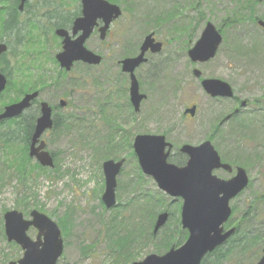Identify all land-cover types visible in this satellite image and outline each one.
Instances as JSON below:
<instances>
[{
    "label": "rangeland",
    "instance_id": "1",
    "mask_svg": "<svg viewBox=\"0 0 264 264\" xmlns=\"http://www.w3.org/2000/svg\"><path fill=\"white\" fill-rule=\"evenodd\" d=\"M28 1V7L20 12L24 22L32 12L41 17L62 10L72 12L78 0ZM114 4L123 14L110 26L106 40L101 43L94 32L85 42L89 50L103 57L101 66L76 64L70 73L60 77L57 85L53 81L59 67L53 59L59 48L54 42L44 44L43 34L31 28V20L26 23L21 44H16L11 34L4 38L10 45L0 69L7 65L9 79L18 86L26 81L37 83L35 90L41 91L37 102L50 104L54 100L51 104L56 105L57 96L63 95L68 106L58 111L57 116L76 115L82 123L80 132L76 128L57 127L42 135L57 165L42 174L33 169L35 160L31 159L28 167L32 173L27 174L23 185L16 170L7 166V160L12 158L11 150L0 146V264L16 261L23 254L16 244L7 242L3 231V215L12 210L21 212L25 219L31 210H37L57 225L66 220V232L62 235L64 250L57 264H132L182 245L186 235L180 232L174 239V244L179 241L178 246L159 250L165 237L174 234V229H181L177 208L182 201L166 196L154 181L140 174L136 157L129 148L134 137L140 134H163L176 150L181 145L196 147L209 140L223 162H236V166L244 168L249 185L230 202L233 214L228 226L231 229L240 224L232 240L238 243L245 234L251 233L264 236V201L257 199L264 195V33L251 19L253 16L264 19V0L260 3L255 0H118ZM246 4L252 5L251 13L242 10ZM234 17L242 21L229 26ZM157 18L162 21L158 25ZM207 22L220 30L223 42L214 59L193 64L187 49L199 39ZM40 23L45 24L43 20ZM150 32L163 47L157 54H147V62L135 71L140 92L147 97L139 113L134 114L128 103V79L117 63L127 49H137ZM52 38L48 33V39ZM39 50L42 53L36 55ZM195 67L202 72L203 79L222 80L232 87L235 98L249 102L237 120L221 122L237 107L236 100L212 99L205 94L199 80L192 76ZM40 80L45 85L39 84ZM13 83L0 95V109L18 97L19 89H14ZM256 99H260L259 106L255 104ZM190 105L196 106L192 119L183 116ZM243 123L251 131L241 132L237 128ZM252 123L254 126L250 127ZM117 128L120 129L114 145L119 144L118 156L125 161L116 178V205L106 209L101 201L102 163L107 160L104 158L107 141L110 142ZM5 130L7 127L0 125V132ZM214 175L227 177L220 171ZM158 192L163 197L162 205L149 212H155L150 221L147 212L138 213L137 205ZM22 200L25 202L19 204ZM161 212L170 214L165 226L151 240L142 236L130 247L133 260L122 257L113 242L116 236L136 225L147 234V227L153 225ZM245 213L255 220L243 219ZM28 236L34 240L36 231L30 229ZM240 256L232 255L225 263H217L211 257L204 264H246Z\"/></svg>",
    "mask_w": 264,
    "mask_h": 264
},
{
    "label": "water",
    "instance_id": "2",
    "mask_svg": "<svg viewBox=\"0 0 264 264\" xmlns=\"http://www.w3.org/2000/svg\"><path fill=\"white\" fill-rule=\"evenodd\" d=\"M24 2L25 0H20V10ZM80 4L81 16L74 21L72 28L73 36L78 31L80 35L71 40L67 31L63 29L56 31V35L63 40L62 50L55 59L60 68L66 71H70L74 62L81 61L93 66L100 64L101 57L87 50L84 43L98 25V21L103 24L99 28V34L100 39L104 40L110 24L121 15L119 7L105 0H81ZM258 24L264 29L263 22L260 21ZM221 43L222 37L219 32L211 23H207L194 47L188 51V57L193 63H206L215 57ZM161 47V43L155 42L153 35L149 34L144 38L136 57L121 61L122 72L129 74V98L135 112L139 111L140 103L145 96L139 93L134 71L146 62L144 56L149 50L151 53H159ZM6 50V45L0 44V55ZM193 76L199 79L202 74L194 69ZM5 86L6 78L0 73V93ZM201 87L212 98L233 97L230 85L221 80L205 79L201 82ZM37 96L38 92L27 94L20 102L5 107L0 114V121L21 115ZM245 105L246 101H243L240 107ZM60 106H65V102L60 101ZM194 112L195 106L185 111L190 116H193ZM52 126L51 108L46 103H41L40 116L36 120L31 137L29 156L36 158L42 167H53L52 157L44 150L45 143L39 141L42 134ZM170 149L171 145L162 135H138L133 141L134 154L142 173L151 177L164 194L174 199H182L181 227L188 232V239L178 249L171 248L160 256L149 255L142 261L132 264H200L207 254L222 246L235 232L234 228L224 232L223 225L231 215L229 202L248 185L245 170L236 168L235 175L229 180L213 175L214 170L224 169L231 172L232 169L228 164L221 162L210 141H205L196 147L182 146L180 152L188 157L184 167H177L167 162ZM123 163L124 160L118 162L108 160L102 165L105 190L101 199L106 209L115 205L116 177ZM30 217L31 220H24L22 214L15 210L6 212L3 216L7 241L15 242L23 250L21 259L7 264H56L63 252L60 230L52 220L35 210L30 212ZM167 219V213L157 216L153 228L154 234L165 225ZM30 227L38 231L34 241L27 236ZM257 264H264V249Z\"/></svg>",
    "mask_w": 264,
    "mask_h": 264
},
{
    "label": "trees",
    "instance_id": "3",
    "mask_svg": "<svg viewBox=\"0 0 264 264\" xmlns=\"http://www.w3.org/2000/svg\"><path fill=\"white\" fill-rule=\"evenodd\" d=\"M111 1L115 3L118 2V0H111ZM15 8L16 7H12L8 13L4 14V16L5 15L11 16V15L17 14V11ZM245 9H247V11L251 13L252 5L250 4L243 5L242 10H245ZM32 14H34V12ZM58 14H63V13L61 12ZM69 14L72 15L73 13H69ZM0 19L3 20V14L1 11H0ZM4 20H5V17H4ZM241 21H242V18L234 17L230 19L228 24L229 26H232V25H235V23H239ZM155 22L158 25L162 21L159 19L158 22L157 21ZM63 25H64V22L60 24V26H63ZM5 29H6L5 31L6 36L10 35L9 33L14 32V31L20 32L19 28L16 29V27H14V25L9 22L7 23ZM15 35H19V34L15 33L14 36ZM133 52H134L133 50L127 49L125 51L126 53L125 56H131L134 54ZM2 72L4 74L8 73L7 65L5 66V69H3ZM41 83L43 85L44 81H42ZM53 83L57 84L55 83V81ZM37 86H38L37 83H27L26 81L25 83H21L19 92L20 94H24L28 92L27 88L31 90H35L36 88H38ZM255 104L259 106L260 99H256ZM241 112L242 111L234 115L229 121L232 122L234 120H237L241 116ZM36 116L37 115L33 110H29L25 112L19 118L8 121L7 130L0 132V146L4 150H11L9 153L11 154L10 156H12V158L7 160V163H8L7 166L12 167L16 170V172L18 173V177L20 179L19 182L21 185L26 183L27 174H29L30 172L32 173V170L29 169L28 167L29 158L27 155V150H28L29 139L33 132ZM81 123H82V120L80 119L79 116H76V115H69L68 117L64 118L63 121L61 122L57 118L54 121L55 127H59L58 125H60L67 130H72L76 128L78 132H80ZM253 126H254V123L250 125V127H253ZM237 128L240 129L241 132L251 131V129H248L249 126L248 128H246L245 123H243V125L238 124ZM117 129L114 130V135L111 137L110 142L107 141L108 145L106 144L104 158L118 159L119 157H121V156H118L120 153L119 144L114 145V141H116V139L114 140L115 135L119 134V130L117 131ZM211 139H213V137ZM233 165H237V163L233 162ZM257 199L264 201V195L258 196ZM162 200H163V197L160 193H156V195L154 196H147V201L137 205V211L138 213H142V214H145V212H147L148 215H150V221H152L155 216L153 215V213L155 212H153L152 214L151 213L149 214V212H152L154 207L161 206ZM23 202H25V200H22V202H20L19 204H23ZM154 210H158V209H154ZM248 211H250V209ZM243 219L249 222L252 219V217L245 213ZM252 220H255V219H252ZM65 222L66 220L63 219L61 223L59 224L63 234L66 232ZM237 226L239 228L240 224H238ZM107 230L108 229H106V231ZM113 230H115V227H113ZM145 232L146 231L142 227L136 225L132 230L131 229L127 230L125 234L117 233L118 235L116 236L113 242H114V245H116V247L120 249L119 251L121 252L120 255L129 261L133 260L131 254L129 253L130 247L142 236H145V237L147 236V240L148 239L151 240L154 237V235L152 234V226L147 227V234ZM180 232L186 235V233L181 231V229L179 231L174 229V234H170L163 239L162 244H160L159 246V250H168L170 247L174 245L178 246L179 241L176 240V243L174 244V239H176V236H178ZM247 237L249 239H246ZM263 244H264V236L259 235L257 233L256 234L251 233L250 236L248 234H245L242 240H240L238 243H235L234 240L231 239L224 247L216 250L212 255L207 256L204 259V262L202 264H204L211 257L215 259L217 263H225L227 259L230 258L232 255H241L240 257L244 258L246 264H254L255 260L257 259L260 253L261 245Z\"/></svg>",
    "mask_w": 264,
    "mask_h": 264
},
{
    "label": "flooded vegetation",
    "instance_id": "4",
    "mask_svg": "<svg viewBox=\"0 0 264 264\" xmlns=\"http://www.w3.org/2000/svg\"><path fill=\"white\" fill-rule=\"evenodd\" d=\"M0 2L5 3L4 5H0V10H2V12H3V20L0 19V33H1V35H0V44L4 43L7 46V48H9V45L10 44H8V43L10 41L7 40V42H5L4 38H7L8 37V36L6 37V35H5V31H6L5 28H6V25H7L8 22L11 23V24H13L14 27H16V29H18V28L20 29L23 26L24 27V30H25L26 23L31 20L30 22L33 23V25H32L31 28H36L38 30V32H41L43 34V43L44 44H48V42H52V43L54 42L53 45L58 46L59 51L61 50V43H62V40L63 39L60 38V37H58L56 35V31L58 29H63L65 31H67L68 32V35L71 38V40L77 38L80 35V31H78V33L76 35H74V36L72 35L73 23H74V21L77 18L80 19V0L77 1V4H74L73 5L72 12H64L62 10L61 12L63 14H58L59 12H56L55 14H50V15H46V16H42V17L41 16H38L37 14H32L29 17V19L27 20V22H24V20H21L20 19L21 18V15L19 13L14 14V15H11V16H6V15L4 16V14L5 13H8L11 10L12 7H16L15 9H16L17 12L24 11L25 10V7H28V5H29V1L28 0H25L24 6H23V9L22 10L19 9L20 0H0ZM259 2H262V0H260ZM69 13H73V14L71 15ZM4 17H5V20H4ZM32 17H33V21H32ZM42 20L45 22L44 25H42L40 23V21H42ZM62 22H64V25L63 26H60V24ZM58 23H60V24H58ZM100 25H101V23H99V26ZM47 26H48V28H46ZM99 26H98V28H99ZM49 30L51 32H49ZM95 30L97 31V28ZM261 30L264 32L263 29H261ZM25 31L24 32H15L14 31V32H11L9 34H11L13 41L16 42V44L19 45V44H21V41L23 40V37L25 35ZM15 33L16 34H19V35H15L14 36ZM48 33L51 34V36L53 37L52 39H48ZM49 46L50 45H48V47ZM3 60H4L3 57H0V63L3 62ZM102 62H103V60H102ZM102 62L99 65H97L96 67L101 66ZM76 64H80V62L74 63L73 66H72V69L74 68V66ZM3 69H5V67L1 68L0 71L2 72ZM71 70L70 71H65L64 69H60L59 68V74L56 76V79L54 80L55 83L60 84V82H61L60 77L61 76H65L67 73H70ZM4 75H5L6 79H7V86L9 87L13 83L12 80L9 79L10 78V74L9 73H6ZM57 84H54V85H57ZM13 85H14V89H16V85L14 83H13ZM38 92H39V95H40V92L41 91H38ZM17 94H18V97H15L14 101H12L10 104L17 103L20 100V98H21L20 97V95H21L20 92L17 91ZM57 97H58V103L56 105L51 104V103L54 102V100H51V103L50 104L48 102H46L48 104V106L51 108V117L53 119V128L54 129L57 128L54 125V121L56 120V118L59 119L60 122L63 121V119H64L63 118L64 116H59L58 117L56 113L58 111L65 110L67 108V106H68V103L62 98L63 95L62 96H57ZM37 100H35L32 103V106L30 107V110H33L36 113V115H37L36 116V119H35V122H36L37 118L40 115V106H39V104H40L41 101L40 102H37ZM61 100H63L65 102V106H60V101ZM10 104H8V105H10ZM5 106L6 105H4V106L1 107L0 113L4 110ZM184 117H188V116H185L184 115ZM35 122H34V125H35ZM59 127L61 128L62 126L59 125ZM33 131H34V128H33ZM29 145H30V139H29L28 146ZM50 154L52 155L53 160H54V155L52 153H50ZM169 160L171 161V163L177 165L178 167L185 166L186 163H187V157H186V155L182 154L179 150H175V149H172L171 150L170 155H169ZM35 164H38V163H35ZM55 166H54V168H55ZM54 168H51V169L53 170ZM234 168L235 167L233 166L231 172H226L223 169L218 170V171L223 172L225 175H227V177L225 179H229V178H231L235 174ZM215 172H217V171H215Z\"/></svg>",
    "mask_w": 264,
    "mask_h": 264
}]
</instances>
